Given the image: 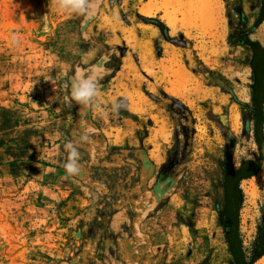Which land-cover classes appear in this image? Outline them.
Returning a JSON list of instances; mask_svg holds the SVG:
<instances>
[{
	"label": "rangeland",
	"instance_id": "374dc122",
	"mask_svg": "<svg viewBox=\"0 0 264 264\" xmlns=\"http://www.w3.org/2000/svg\"><path fill=\"white\" fill-rule=\"evenodd\" d=\"M190 4L87 0L77 15L54 0H0V264H235L230 237L255 258L263 0H213L209 27ZM87 79L98 94L84 106L70 93ZM158 179L171 183L157 206Z\"/></svg>",
	"mask_w": 264,
	"mask_h": 264
},
{
	"label": "clouds",
	"instance_id": "9594fccd",
	"mask_svg": "<svg viewBox=\"0 0 264 264\" xmlns=\"http://www.w3.org/2000/svg\"><path fill=\"white\" fill-rule=\"evenodd\" d=\"M59 11H66L77 15H83L86 11L87 0H54ZM14 43H18L17 37H12ZM98 94L95 81L91 79L74 82L71 86V98L78 104L89 106ZM119 105H113V114H118ZM70 162L65 165L68 174L76 171L74 161L78 158V152L72 145H67Z\"/></svg>",
	"mask_w": 264,
	"mask_h": 264
},
{
	"label": "bare ground",
	"instance_id": "6f19581e",
	"mask_svg": "<svg viewBox=\"0 0 264 264\" xmlns=\"http://www.w3.org/2000/svg\"><path fill=\"white\" fill-rule=\"evenodd\" d=\"M167 3L169 2V0H165ZM216 3V2H215ZM214 3V4H215ZM191 20H200V24H201V19L203 18L206 21H208V23H206V26L205 27H209V24L212 23L211 21V18H212V15H213V10H212V6H213V0H191ZM167 6V5H166ZM217 6V5H216ZM155 7V6H153ZM151 3H148L146 7H144L141 11L142 15H144L145 17H148V18H153L156 14V7L153 8ZM189 7V6H188ZM216 8V7H215ZM156 9V10H155ZM169 8L166 7V15H165V19L167 20V23L171 26V27H174L175 24L177 23V20L176 18L174 17V15L169 12L168 10ZM190 9V8H189ZM189 11V10H188ZM217 12V11H216ZM219 13V11H218ZM218 15V14H217ZM215 18V17H214ZM213 18V19H214ZM217 18V17H216ZM219 18V17H218ZM205 22H204V25H205ZM210 22V23H209ZM216 21H214L215 23ZM218 22V21H217ZM196 23V22H195ZM203 23V22H202ZM214 23L212 24V26L214 25ZM217 25V24H216ZM202 26V25H201ZM216 27V26H215ZM204 28V27H202ZM214 28V27H212ZM211 28V30H212ZM208 28H206L207 30ZM217 29V28H216ZM205 30V31H206ZM127 33V32H126ZM128 33L130 35H133L132 34V31ZM142 45V46H141ZM140 45V49L142 50L141 52V55H142V60H143V63L145 65V67L147 69H149V56L151 55V52L150 50L148 49V44L147 42H144L143 44ZM172 92L175 93L176 92V88L172 89ZM135 94V93H134ZM136 98H138L139 100H142L143 97L140 96V95H137L135 96ZM138 105V104H137ZM140 109H138V107H134L133 108V111L134 112H138Z\"/></svg>",
	"mask_w": 264,
	"mask_h": 264
},
{
	"label": "trees",
	"instance_id": "16d2710c",
	"mask_svg": "<svg viewBox=\"0 0 264 264\" xmlns=\"http://www.w3.org/2000/svg\"><path fill=\"white\" fill-rule=\"evenodd\" d=\"M262 14H264V0H263V10H262ZM263 17L261 18L262 19L261 21H263ZM247 44L253 46L254 43L253 42H249ZM255 72H256V70H255ZM259 80H257L258 81L257 89H258V85H259ZM254 90H256V87H254ZM262 95H263V97H262V106H261L260 110L262 111V114L264 116V76H263V93H262ZM257 96L258 95H257V90H256V92H254V97H253V103L254 104L256 103ZM251 166H252L251 163L244 164L243 171L244 172L245 171L248 172L247 173V176L245 178H248V177L252 176V173L250 171L251 170ZM239 173L240 172H238L235 176L232 177V181H236V179L238 178ZM231 232H232L231 231V228L228 227L227 234L230 235ZM228 242L230 244V252L232 253V255L234 256V259H235V264H254L258 259H260L264 255V237H262L260 239V241H259V243L257 245V249H256V256H255L254 259H252L251 262H249L246 259L245 255L242 254V252H241L242 251V244L240 242H236L235 239L234 238H231V237H230V241H228Z\"/></svg>",
	"mask_w": 264,
	"mask_h": 264
},
{
	"label": "flooded vegetation",
	"instance_id": "af4514ba",
	"mask_svg": "<svg viewBox=\"0 0 264 264\" xmlns=\"http://www.w3.org/2000/svg\"><path fill=\"white\" fill-rule=\"evenodd\" d=\"M171 183V179L169 180H165V181H161V179L157 180V184L155 186L154 189V196L155 199L153 200L155 202V204L158 206V204L161 203V201L163 200V198H165V195L167 194L166 188L168 187V185H170ZM141 205V204H139ZM152 205V203L148 204V206ZM144 207L145 210H148L149 207Z\"/></svg>",
	"mask_w": 264,
	"mask_h": 264
}]
</instances>
